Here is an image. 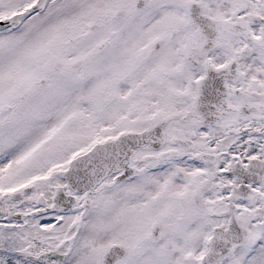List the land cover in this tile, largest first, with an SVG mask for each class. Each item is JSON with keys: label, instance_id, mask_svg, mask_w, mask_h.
I'll use <instances>...</instances> for the list:
<instances>
[{"label": "snow or ice", "instance_id": "snow-or-ice-1", "mask_svg": "<svg viewBox=\"0 0 264 264\" xmlns=\"http://www.w3.org/2000/svg\"><path fill=\"white\" fill-rule=\"evenodd\" d=\"M0 264H264V0H0Z\"/></svg>", "mask_w": 264, "mask_h": 264}]
</instances>
